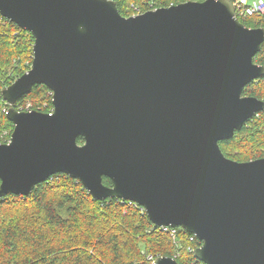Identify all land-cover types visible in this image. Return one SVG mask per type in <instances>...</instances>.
Here are the masks:
<instances>
[{
    "label": "water",
    "instance_id": "obj_1",
    "mask_svg": "<svg viewBox=\"0 0 264 264\" xmlns=\"http://www.w3.org/2000/svg\"><path fill=\"white\" fill-rule=\"evenodd\" d=\"M0 14L34 37L29 70L1 92L13 130L0 143V199L61 172L94 199L133 200L153 224L195 235L205 264H264V158L219 147L264 108L242 95L264 76L253 62L264 27L245 26L230 0L128 17L114 0H0ZM39 84L52 112L17 110Z\"/></svg>",
    "mask_w": 264,
    "mask_h": 264
},
{
    "label": "trees",
    "instance_id": "obj_2",
    "mask_svg": "<svg viewBox=\"0 0 264 264\" xmlns=\"http://www.w3.org/2000/svg\"><path fill=\"white\" fill-rule=\"evenodd\" d=\"M121 15L128 17L152 8L185 1L114 0ZM151 5V6H150ZM137 9V10H136ZM245 26L264 27V13L238 18ZM34 37L30 31L0 14V143L8 142L13 123L6 117L4 87L29 70ZM264 65V39L253 57ZM242 95L264 102V76L247 83ZM52 112V92L43 85L17 99L15 108ZM78 143H83L81 137ZM222 153L244 162L264 158V108L247 120L232 137L219 142ZM102 183L111 186L107 176ZM153 224L140 206L117 198L94 199L80 180L56 173L37 184L25 196L8 194L0 199V264H152L158 256H170L179 264H194L190 245H200L189 233ZM177 253V254H176Z\"/></svg>",
    "mask_w": 264,
    "mask_h": 264
},
{
    "label": "built area",
    "instance_id": "obj_3",
    "mask_svg": "<svg viewBox=\"0 0 264 264\" xmlns=\"http://www.w3.org/2000/svg\"><path fill=\"white\" fill-rule=\"evenodd\" d=\"M230 1H231L232 5H233V8H234V14H235V16L237 18H247V17H251V16L261 15V14L264 13V0H230ZM152 9H156V8H152ZM117 199L121 203H127L128 205H133V206H136V207L140 206L142 208V210H144V208L140 204L134 202L133 200H124L122 198H117ZM160 227H162L164 230H168L171 237H173V238L175 237L176 230H175L174 227H170V226H160ZM188 238H189V240L191 242H194L195 238L197 239V237L195 235L190 234V233H189V237ZM198 242L201 244V242L199 240H198ZM198 246H200V245H198ZM198 246L190 245L188 247V250L193 253L194 249L196 247H198ZM175 256L176 255H174V257ZM194 264H205V263H203L202 261L196 259Z\"/></svg>",
    "mask_w": 264,
    "mask_h": 264
},
{
    "label": "rangeland",
    "instance_id": "obj_4",
    "mask_svg": "<svg viewBox=\"0 0 264 264\" xmlns=\"http://www.w3.org/2000/svg\"><path fill=\"white\" fill-rule=\"evenodd\" d=\"M26 109L29 108V105L27 104V106L25 107ZM20 111H22V108H19ZM26 111V110H25ZM28 111V110H27Z\"/></svg>",
    "mask_w": 264,
    "mask_h": 264
}]
</instances>
